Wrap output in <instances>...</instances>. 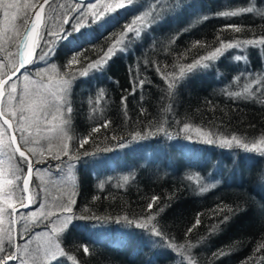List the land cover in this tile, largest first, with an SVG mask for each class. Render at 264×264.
<instances>
[{"label": "trees", "instance_id": "obj_1", "mask_svg": "<svg viewBox=\"0 0 264 264\" xmlns=\"http://www.w3.org/2000/svg\"><path fill=\"white\" fill-rule=\"evenodd\" d=\"M241 8L253 11L217 15ZM140 14L145 25L124 50L71 82L64 157L76 163L69 186L74 216L58 237L65 257L46 264H264V248L256 251L264 245V155L189 142L179 131L187 123L249 145L264 138V46L248 48L244 60L225 54L189 70L221 41L264 35V0H134L59 41L52 58L58 74L77 76ZM73 55L79 63L69 67ZM251 78L252 97L228 94L236 80ZM161 125L171 137L154 130ZM135 132L141 136L133 139ZM122 141L128 143L119 147ZM117 173L128 174L125 185L102 184ZM152 197L158 199L149 209ZM137 221L146 225L133 226Z\"/></svg>", "mask_w": 264, "mask_h": 264}, {"label": "rangeland", "instance_id": "obj_2", "mask_svg": "<svg viewBox=\"0 0 264 264\" xmlns=\"http://www.w3.org/2000/svg\"><path fill=\"white\" fill-rule=\"evenodd\" d=\"M134 0H131V3H128L125 0V7L130 6ZM21 5L25 3L34 2V0H19ZM95 2V1H93ZM87 4V3H85ZM63 5V7H61ZM76 2L72 0H52L50 5L45 8L43 15V22L38 32L39 35L36 36V41L33 50L32 60L27 64L26 69L23 72V75H20L17 79L13 80L17 85V93L13 94L15 99L12 100L13 106L16 108L17 118L21 116L26 117L24 121L25 126L28 128V131L31 133L29 136L30 140L37 141L32 143L30 147L36 149L37 153L42 150V146L48 144V140L45 137L56 135V131H49L52 125H55L57 130L63 128L66 132V119H65V110H66V98L69 94V89L72 80L77 77L87 76L89 73L98 72L103 68L107 61L102 63L96 69L85 67L79 74L74 75L72 79L65 78L58 74L56 65L53 64L52 58L53 54H49L41 59V49L47 50L51 48L55 50L56 45L59 41L67 38L68 34L72 31V27L76 24L82 17L84 12H87V8H79ZM121 9L117 8L116 10ZM263 10V8H262ZM3 8H0L2 13V18L0 20V62H3L4 67L0 68V76L7 72H13L18 64L19 56V42L23 33V26L21 20L26 16L31 14V9L21 8L20 11L16 13V19L13 20L11 12L15 10H8L10 15L7 20L3 16ZM111 13L106 12L104 15ZM104 17V16H103ZM67 19V23H64V20ZM87 18L80 24L79 29L83 27ZM145 22L143 16L136 15L133 19L125 25L122 33L117 37L115 42V48L113 50L114 54L124 50L126 42H128L132 37H136L141 32L144 27ZM131 26L135 31H128V27ZM78 29V30H79ZM77 30V31H78ZM138 31V34H137ZM65 33H68L65 36ZM45 40L49 43L45 45ZM119 40V43H117ZM262 48L263 46H253V45H241L240 47H234L231 49H224L222 54H219L215 59L217 60L220 56L228 54L235 60L236 55L243 57L241 60L245 59V51L248 48ZM215 51V50H214ZM209 55V54H208ZM207 55V56H208ZM215 60L211 59H200L199 63L194 64L195 66L192 69L204 68L203 65H210ZM95 62V61H94ZM93 63V62H92ZM87 72L86 75H81L83 72ZM25 77H28L25 79ZM246 79V78H245ZM9 82L10 84L13 82ZM64 81H69L67 85L64 84ZM257 81L255 79L246 80H236L231 87L226 88L228 94L232 95L233 93H238V95H232L235 98H250L257 91L255 89ZM66 88L65 92H62L61 89ZM8 89L6 88L4 105L7 106L8 103ZM63 96L64 100L62 102L61 114L55 121H52V124H47L44 122H37L32 124L34 119L33 112L38 111L39 101L41 99H47L49 103L53 102L55 97L52 95ZM23 99L24 104L20 105V100ZM100 97L95 105L99 106ZM35 102V103H33ZM23 109V110H21ZM41 115V120L43 119V113ZM51 112H49V118L51 117ZM15 123V122H14ZM185 139L186 137L191 136L192 139H187L189 142L196 143H207V144H217L218 147L221 146V141L225 140L221 137H211L208 133L204 131H197L196 128H190L188 132L182 133ZM18 139L21 141V144H24V140L20 139L19 131H17ZM213 141L208 143V141ZM67 144V140L65 141ZM233 146H236V142H232ZM257 145L256 149H252L249 145V150H246L249 153L262 155L264 152V143L261 141L255 143ZM68 147V144H67ZM226 148V147H224ZM242 151L244 148L238 147ZM60 152V148L57 147L56 143L53 142L51 146V152H45L44 156L40 158L41 162L38 163L36 168L33 170L32 178L29 184L28 194L32 197L31 203L29 204L26 210H20L16 213V223L12 226L13 232L12 236L16 244L19 246L20 253H24V245L27 244L28 252L23 256L27 264H46L51 260L56 258L65 257L61 255V247L55 250V258L51 257L50 253H47L50 242H55L59 244L58 237L65 230L70 221H66V216H71L73 218L74 212L72 209L71 213L61 212L60 206L66 203L69 199L73 200L71 193L69 192V186L73 179V169L76 165L75 162L70 161L71 158L64 157L62 154L61 157L65 158V161L53 159L54 153ZM15 162H18V158H13ZM35 159V158H34ZM8 160L4 158V164L2 165L5 168L7 173L8 169ZM45 163V164H44ZM118 175L115 178L108 176L104 179V182L113 183L115 186L125 185L128 174L117 173ZM200 176L197 173H192L189 175V179L195 180L196 184H199ZM211 184H208L209 187ZM199 188V187H198ZM206 188V187H205ZM204 189V188H201ZM200 189V190H201ZM19 191L12 197L13 200L21 195ZM73 205V204H72ZM71 205V206H72ZM19 207V205H17ZM35 212L36 215L33 216L32 213ZM56 227L57 231L52 232L51 228ZM137 224H146L142 221H137L133 223V226L137 227ZM9 227L8 219L5 217L3 225H0V228L7 229ZM46 233V234H45ZM39 234V235H37ZM29 237H31V243H28ZM180 249V248H179ZM183 251V250H182ZM187 252V251H186ZM185 254V252H183ZM70 260V258H68ZM10 264H17L16 261L10 262Z\"/></svg>", "mask_w": 264, "mask_h": 264}, {"label": "snow or ice", "instance_id": "obj_3", "mask_svg": "<svg viewBox=\"0 0 264 264\" xmlns=\"http://www.w3.org/2000/svg\"><path fill=\"white\" fill-rule=\"evenodd\" d=\"M128 3H131V0H127ZM51 0H34L31 3H25L21 5L19 0H0V8H3V16L5 20L8 19L10 12L8 10H15L11 12L12 19H16V13L20 11L21 8L31 9V15H26L22 20L21 24L23 26V30L25 33V39L21 42V48L19 51V65L16 67V71L18 72L19 69L25 68L26 59L30 60L31 58V51L29 45V39L32 36H38L39 32L38 29L41 27L43 22V15L45 12V8L49 6ZM76 4L79 8H87L88 11L84 12L81 19L73 25L72 31H77L79 26L83 21L87 18H91L92 22L95 23L99 21L106 12H113L117 8H124L125 7V0H95V2H89L87 4L83 3V0H76ZM63 7V5H61ZM77 9V10H78ZM253 11L252 8H241L238 11H222L217 13L218 16L222 17H232L237 16L241 12H251ZM203 19H207V17H203ZM64 23H67V19L64 20ZM229 27H233L236 32L241 31L240 27L230 25ZM128 31H135V29L131 26L128 27ZM68 33H65V36ZM138 34V31H137ZM48 41L45 40V45H48ZM119 43V40H117ZM241 45H253V46H264V35L259 37H254L251 39H243V40H236V41H228L224 42L221 41V46L217 47L215 51H212L208 56L203 57V59H211L215 60L219 54H222L224 49H231L234 47H240ZM115 48V44L109 47L104 54L99 58L96 59L95 62L89 63L87 65L88 68L96 69L102 63L106 62L110 56L113 54V50ZM82 51V50H81ZM49 54L54 55V51L51 48L47 50L41 49V59ZM243 57L240 55L235 56V60L239 61ZM79 63L78 56L73 55L71 60L68 62V66L71 67L72 64ZM199 63V60L196 61ZM195 65H190L189 70ZM209 65L205 64L203 67L207 68ZM3 62H0V68H3ZM27 71V69H26ZM87 72L81 73V75H86ZM16 75V72H7L0 76V225L4 224L5 217L8 219L9 227L7 229L0 228V264H10V262L16 261L17 264H27L23 256L27 254V244L24 245V253H20L19 246L16 244L15 240L13 239L12 226L16 223V213L18 211L17 205L19 208H27L31 203L32 197L28 195L29 192V184L33 174V167L34 162L40 163V158L44 156L45 152H51V146L53 142L56 143L57 147L60 148V152H57L53 159L60 160L61 153L63 155H68L67 152V144L66 140L70 139L67 136V133L64 131L63 128L57 130L55 125L49 129V131H56V135L45 137L48 140V144L42 146V150L37 153L36 149L30 147L32 143L37 141H33L29 139L31 133L28 131V128L25 126L24 121L26 117L21 116L19 119L17 118L16 108L12 104V100L15 99L14 95L17 93V85L16 82L13 81L11 84L9 81L13 80V76ZM23 75V74H22ZM28 77H25L27 79ZM69 81H64V84L67 85ZM142 83V82H141ZM172 85H169L171 88ZM6 88L8 91V103L7 106L4 105V97ZM67 89L62 88L61 91L65 92ZM55 99L53 102L49 103L47 99H41L39 101L38 111L33 112L34 119L32 120V124H36L37 122H44L47 124H52V121H55L58 116L61 114L62 109V102L64 100L63 96L56 95L55 93L52 94ZM232 95H238V93H233ZM126 97H121L122 105L126 102ZM20 105L24 104L23 99L20 100ZM35 103V102H33ZM23 110V109H21ZM72 109L70 106L67 107V112H71ZM170 111V108L167 109ZM49 112H51V117L49 118ZM39 113H43V119L41 120V115ZM15 122V123H14ZM165 123L167 122V117H165ZM174 124L180 125L179 120H174ZM67 123V121H65ZM107 122L105 123L106 126ZM190 125L185 123L180 126L179 131L181 133H186L190 129ZM156 132H164L166 136L171 137V133L165 131L163 125L156 127L154 129ZM17 131H19L20 139L24 140V144L21 145L17 140ZM94 131H99V128L94 129ZM199 131V129H197ZM151 132L146 131L144 133L145 136L150 135ZM140 132H135L133 134V139L136 137H140ZM187 139H192L191 136L186 137ZM236 142L237 147L244 148L245 150H249L248 143H242L235 135L231 137V139H225L221 141V146L231 148L233 147L232 142ZM87 139H82L80 141L79 146L83 147L85 143H87ZM213 141L209 140L208 143H212ZM128 141H122L118 146L124 147ZM261 143H264V138L261 139ZM252 149H256L257 145L253 143L251 145ZM264 155V152L261 153ZM75 155V153H73ZM83 155H91L87 150L83 153ZM8 160V169L7 173L5 168L2 166L4 164V158ZM14 157L18 158V162L14 161ZM35 158V159H34ZM206 190V189H201ZM19 191L22 193L19 195L16 200H13L12 197ZM158 199V197H152V201L149 202L148 208L152 207L153 202ZM74 203L73 200L69 199L66 203L60 206V211L63 213H71L72 212V204ZM33 216L36 215L35 212L32 213ZM79 219H87L91 217H78ZM72 219L71 216H66L65 220L70 221ZM126 219V218H125ZM227 219V218H225ZM132 223L131 221H128ZM197 225L200 223L199 219L195 222ZM138 228H143V224H137ZM52 232H56L57 229L54 226L51 228ZM189 232L191 229L188 230ZM46 234V233H45ZM153 234L160 236L162 235L158 231L153 230ZM39 235V234H37ZM31 237H29L28 243H31ZM171 247L175 248V245H171ZM183 245H181V248ZM59 248V244L50 242L48 249L46 250L47 253L51 254L52 258H55V250ZM260 248H264V245H260L256 251H260ZM83 251L88 253L89 249L84 247ZM61 255L63 252L61 251ZM219 255V253H218Z\"/></svg>", "mask_w": 264, "mask_h": 264}, {"label": "water", "instance_id": "obj_4", "mask_svg": "<svg viewBox=\"0 0 264 264\" xmlns=\"http://www.w3.org/2000/svg\"><path fill=\"white\" fill-rule=\"evenodd\" d=\"M51 1H52V0H51ZM72 1L76 2V0H72ZM93 1H95V0H83V3H89V2H93ZM31 14H32V13H31ZM31 14H30V15H31ZM24 36H25V33H24V31H23L22 36H21V39H20V42H19V51H20V43H21V40H22V38H23ZM19 60H20V57L18 56V64H17V67H18V65H19ZM26 66H27V64L25 63V68H21V69H19L18 72L16 71V69L13 71V72H16V75L13 76V80L17 79L20 75L23 74L24 70L26 69ZM13 80H12V81H13ZM9 82H11V81H9ZM17 140H18V142L20 143V141H19V139H18V136H17ZM20 144H21V143H20ZM21 145H22V144H21ZM44 164H45V163H44ZM37 165H40V164L34 162L33 170L36 168ZM28 195H29V194H28ZM27 208H28V207H27ZM27 208H19V207H18V211H20V210H26Z\"/></svg>", "mask_w": 264, "mask_h": 264}, {"label": "bare ground", "instance_id": "obj_5", "mask_svg": "<svg viewBox=\"0 0 264 264\" xmlns=\"http://www.w3.org/2000/svg\"><path fill=\"white\" fill-rule=\"evenodd\" d=\"M24 39H25V36L22 38L21 42L24 41ZM35 41H36V36L30 37V39L28 41L29 45H30V49L29 50L31 51V58H30V60L26 59V64H28L32 60ZM20 48H21V43H20Z\"/></svg>", "mask_w": 264, "mask_h": 264}]
</instances>
